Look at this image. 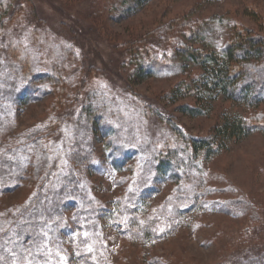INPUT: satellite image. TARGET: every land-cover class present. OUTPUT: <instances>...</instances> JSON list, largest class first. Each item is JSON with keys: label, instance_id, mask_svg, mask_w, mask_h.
I'll list each match as a JSON object with an SVG mask.
<instances>
[{"label": "rangeland", "instance_id": "rangeland-1", "mask_svg": "<svg viewBox=\"0 0 264 264\" xmlns=\"http://www.w3.org/2000/svg\"><path fill=\"white\" fill-rule=\"evenodd\" d=\"M128 1L0 0L2 63L12 61L9 48L31 47L36 76H51L27 80L22 92L33 96L26 102L19 101L18 84L15 105L0 115L6 119L0 157L34 139L47 146L58 177L71 171L83 180L87 202L70 201L62 215L70 229L65 247L83 256L59 264H232L246 251L263 250V132L210 157L189 152L186 165L173 164L175 171L165 174L152 163L169 149L185 157L183 145L208 137L225 116L254 115L219 96L210 112L192 116L178 107L195 106L193 96L174 102L167 94L201 74L179 55L180 47L220 52L236 31L264 36V0H149L126 14ZM131 44L139 45L138 60L151 72L143 80L133 75ZM5 83L0 76V88ZM86 107L96 117L92 131L80 128ZM60 127L69 138L64 149L57 146ZM81 135L82 160L76 148ZM109 146L124 159L120 170ZM39 172L26 166L18 185L0 192V213L11 212L13 219L40 186L58 178L54 172L42 181Z\"/></svg>", "mask_w": 264, "mask_h": 264}, {"label": "trees", "instance_id": "trees-1", "mask_svg": "<svg viewBox=\"0 0 264 264\" xmlns=\"http://www.w3.org/2000/svg\"><path fill=\"white\" fill-rule=\"evenodd\" d=\"M148 1L129 0L124 12L126 14L135 12ZM128 48L137 55L135 61L137 65L133 75L137 80L149 77L151 72L138 60L139 45L131 44ZM31 51V47L23 48L16 45L9 48L11 62L2 63L3 58H0V76H6L7 80V83L3 84L5 88H0V115L3 109H10L9 107L15 105L19 83H21L20 89L22 88L19 91L22 99L19 101L26 102L33 96L22 92L26 90L24 84L27 80L32 81L34 78L35 82L40 80L45 82L51 79V76L41 77L38 74L36 76L39 62L34 58L37 57L36 52L32 55L33 51ZM178 53L192 60L201 70V74L193 79L191 84L179 85L171 94H167L169 100L174 102L180 96L189 95L195 98V106L185 104L179 106L181 112L192 116L208 113L212 109L213 102L220 96L233 104L243 105L254 111V115L225 116L208 137L190 138L183 145L185 148L182 155L185 157L179 158L177 149H169L166 154H157L152 166L160 174H165L169 169L173 170V164H176V169L186 165L189 152L192 156L203 154L205 157H210L225 150L230 143L241 141L254 132L264 133V110L260 109L264 106V36L254 35L248 30L236 31L220 52L185 46L180 47ZM0 54H2L1 49ZM5 104L7 106H3ZM95 120L92 108H84L80 119L82 131L86 128L92 131L97 124ZM5 121L0 120V129ZM58 131V138L60 137L57 142L58 148L64 149L63 144L67 148L69 138L65 136V132L61 135L62 127ZM80 138L81 144L79 143L76 148L78 158L82 160L85 138L83 135ZM21 143L6 149L4 155L0 157V192L8 185H18L21 174L26 166L31 164L41 172L37 178L39 176L42 181H48L54 172L57 177L59 176V170H54L44 150L47 146L43 145L44 149H42L34 139L24 140ZM108 149L113 152L110 155L113 167L120 170L124 159L115 156L112 146ZM33 159H35L34 163H31ZM66 173L67 175L47 183L45 188L40 186L24 207L17 208L16 212L13 211V219L11 212L0 213V264H59L60 261L68 263L82 258V251L78 249L70 251L68 246L64 245V239L69 237L70 229L62 215L72 208L69 209L67 204L70 201L86 200L84 188L81 187L83 180L73 176L71 171ZM66 188L70 190L68 200L65 194ZM92 213L95 214L93 210L88 213L91 219L94 218ZM65 253L68 255H64ZM232 264H264V249L246 251Z\"/></svg>", "mask_w": 264, "mask_h": 264}]
</instances>
